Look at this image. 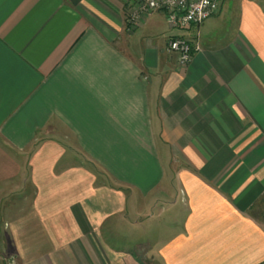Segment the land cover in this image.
I'll return each instance as SVG.
<instances>
[{"label": "crops", "instance_id": "obj_1", "mask_svg": "<svg viewBox=\"0 0 264 264\" xmlns=\"http://www.w3.org/2000/svg\"><path fill=\"white\" fill-rule=\"evenodd\" d=\"M225 2L0 0V264L264 262V3Z\"/></svg>", "mask_w": 264, "mask_h": 264}, {"label": "built area", "instance_id": "obj_2", "mask_svg": "<svg viewBox=\"0 0 264 264\" xmlns=\"http://www.w3.org/2000/svg\"><path fill=\"white\" fill-rule=\"evenodd\" d=\"M142 15H148L156 10H162L170 27L185 28L198 26L207 18L213 16L220 7L222 0H138ZM135 15V14H134ZM133 21V22H132ZM135 21L131 16L130 23ZM168 50L178 55V63L187 65L193 53L190 42L183 37H173L168 41ZM261 264H264L262 262Z\"/></svg>", "mask_w": 264, "mask_h": 264}, {"label": "rangeland", "instance_id": "obj_3", "mask_svg": "<svg viewBox=\"0 0 264 264\" xmlns=\"http://www.w3.org/2000/svg\"><path fill=\"white\" fill-rule=\"evenodd\" d=\"M260 1H262L264 3V0H260ZM238 4H239V0H226V2H225V5H226L227 9H229V10H230V8H232L235 5L238 6Z\"/></svg>", "mask_w": 264, "mask_h": 264}]
</instances>
